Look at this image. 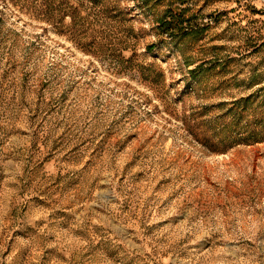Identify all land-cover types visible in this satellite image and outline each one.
I'll list each match as a JSON object with an SVG mask.
<instances>
[{
  "label": "rangeland",
  "instance_id": "rangeland-1",
  "mask_svg": "<svg viewBox=\"0 0 264 264\" xmlns=\"http://www.w3.org/2000/svg\"><path fill=\"white\" fill-rule=\"evenodd\" d=\"M0 264H264V0H0Z\"/></svg>",
  "mask_w": 264,
  "mask_h": 264
}]
</instances>
